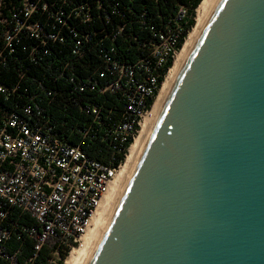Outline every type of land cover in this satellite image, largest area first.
Wrapping results in <instances>:
<instances>
[{"label":"water","instance_id":"1","mask_svg":"<svg viewBox=\"0 0 264 264\" xmlns=\"http://www.w3.org/2000/svg\"><path fill=\"white\" fill-rule=\"evenodd\" d=\"M89 264H264V0H220Z\"/></svg>","mask_w":264,"mask_h":264},{"label":"built area","instance_id":"2","mask_svg":"<svg viewBox=\"0 0 264 264\" xmlns=\"http://www.w3.org/2000/svg\"><path fill=\"white\" fill-rule=\"evenodd\" d=\"M69 4L67 14L57 11L45 22L41 21L49 12L45 0H23L7 17L0 9V264H69L152 113L200 6L178 5L167 21L158 15L159 25L147 28L152 47L132 64L112 59L100 47L110 35L100 37L95 43L102 62L91 77L82 79L74 65L87 56L86 46L107 29L115 34L110 38L114 41L127 24L114 17L120 16L118 0ZM85 28L91 29L84 32ZM69 34L74 39L69 56L51 70L45 59L66 44ZM71 83L75 91L117 95L123 103L121 112L108 113L102 106L81 104L80 111L92 124L77 130L81 134L77 146L57 131L51 114L56 96H63L62 89ZM114 113L118 119L105 125L103 118ZM94 126L106 128L117 154L123 156L117 165L118 155L105 165L82 148L84 140L95 138Z\"/></svg>","mask_w":264,"mask_h":264},{"label":"trees","instance_id":"3","mask_svg":"<svg viewBox=\"0 0 264 264\" xmlns=\"http://www.w3.org/2000/svg\"><path fill=\"white\" fill-rule=\"evenodd\" d=\"M118 1L121 3L119 8L120 16L114 17L122 19L123 21L120 20V23H125L127 25L124 30L116 36L114 41L110 38L115 34L107 29L105 32L97 36L93 42L86 46L87 56L83 60L75 61L74 65L76 73L79 74L82 79H85L88 76L91 77L93 69L99 66L102 62L99 47L96 46L95 43L100 37L110 35L109 38L104 39L100 47L109 51L112 59H117L125 64H132L139 58L148 54L152 47L153 37L147 28L149 25H159V21L156 18L158 15H162L164 21H167L174 15L178 5L190 6L192 9H195L199 5L201 7L205 2V0H161L158 3L149 0ZM22 2L23 0H4L0 7L3 16L7 17L9 10L19 7ZM45 2L49 6V12L41 15L42 22H45L49 16L57 11L62 13V15L67 14L71 6L69 0H45ZM144 11L147 12L146 15H142ZM36 18H38V16H35V19ZM194 25L196 24L192 21L190 27H195ZM94 28L98 30L97 24H95ZM90 29L91 28H85L83 31L88 32ZM73 42L74 39L72 35L69 34L66 36V44L58 45L51 58L45 59V62L48 65H51V70L58 68L56 65L62 57L65 58V56H69ZM111 50L113 51L111 52ZM171 66L170 63L169 67ZM74 87L75 85L71 83L68 87L62 89L63 92L61 93L63 96H56V101L54 103V108L51 109V114L58 124L57 131L63 133L64 137L67 138L72 146H77L81 140V134H79L78 131L83 130L89 124H92V119L80 111L79 106L81 104L84 106H102L108 113L109 110L121 112L123 109V103L119 100L117 95L109 94L100 97L96 96L95 92L85 91L81 93L75 91ZM118 115H115L114 113L109 115V118L104 117L103 122H105V125L109 123L112 124L118 119ZM100 129H98L97 126H94L91 136H94L95 138L84 140L82 142V148L92 159L105 165L110 164L111 156L113 154L118 155L115 161V165H117L118 162L123 160V156L117 154L111 138L107 136L106 128L102 127Z\"/></svg>","mask_w":264,"mask_h":264},{"label":"bare ground","instance_id":"4","mask_svg":"<svg viewBox=\"0 0 264 264\" xmlns=\"http://www.w3.org/2000/svg\"><path fill=\"white\" fill-rule=\"evenodd\" d=\"M220 0H205L198 8L196 25L187 37L176 61L174 62L163 86L155 100L152 113L146 118L140 135L133 143L125 163L115 176L109 190L104 195L102 202L91 221V226L83 237L81 247L73 252L69 264H89L92 255L112 218L120 199L128 185L134 169L146 147V144L154 130L157 120L164 108L174 83L184 67L193 48L207 26Z\"/></svg>","mask_w":264,"mask_h":264}]
</instances>
